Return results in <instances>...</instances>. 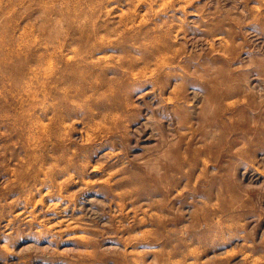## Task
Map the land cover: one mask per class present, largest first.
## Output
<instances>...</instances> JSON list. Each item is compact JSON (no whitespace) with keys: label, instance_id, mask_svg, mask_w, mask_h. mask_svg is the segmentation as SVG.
<instances>
[{"label":"rangeland","instance_id":"1","mask_svg":"<svg viewBox=\"0 0 264 264\" xmlns=\"http://www.w3.org/2000/svg\"><path fill=\"white\" fill-rule=\"evenodd\" d=\"M0 62V264H264V0H0Z\"/></svg>","mask_w":264,"mask_h":264},{"label":"bare ground","instance_id":"2","mask_svg":"<svg viewBox=\"0 0 264 264\" xmlns=\"http://www.w3.org/2000/svg\"><path fill=\"white\" fill-rule=\"evenodd\" d=\"M7 60H8V59H7ZM7 60H6V61H7ZM4 61H5V60H4ZM1 62H2V61H1ZM1 62H0V63H1ZM9 63H10V62H9ZM9 63H8V64H9ZM2 64H5V63H2ZM0 66L2 67V65H0ZM4 66H5V65H4ZM6 66H7V65H6ZM6 68H7V67H6ZM6 68H5V69H6ZM8 68H9V67H8ZM0 69H1V68H0ZM6 71H7V70H6ZM8 71H9V70H8ZM1 72H2V71H1ZM35 72H36V71H35ZM3 73H4V72H3ZM7 73H8V72H7ZM9 73H10V71H9ZM36 73H37V72H36ZM39 73H40V72H39ZM39 75H40V74H39ZM208 113H209V112H208ZM203 241H204V240H203Z\"/></svg>","mask_w":264,"mask_h":264}]
</instances>
